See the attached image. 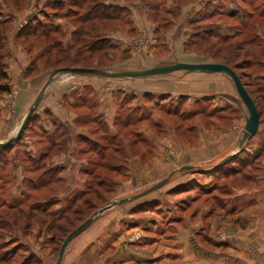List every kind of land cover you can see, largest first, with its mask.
I'll use <instances>...</instances> for the list:
<instances>
[{
    "label": "rangeland",
    "instance_id": "obj_1",
    "mask_svg": "<svg viewBox=\"0 0 264 264\" xmlns=\"http://www.w3.org/2000/svg\"><path fill=\"white\" fill-rule=\"evenodd\" d=\"M54 1L71 0H39L40 10L15 23L10 14L32 2L36 6V0H0V142L16 137L49 75L75 63L108 72L224 64L240 76L260 124L239 149L248 114L222 73L56 75L20 138L0 149V264H56L65 237L97 210L161 181L164 185L152 194L95 218L70 242L61 264H71L77 250L79 264H113L119 256L139 257L141 248L155 244L158 251L145 256L161 255L155 264H172L178 229L199 221L192 226L197 229L192 240L200 247L225 253L233 239L242 246L243 236L254 241L252 250L243 257L228 249L226 261L214 256L199 260L194 251L187 263L245 264L235 261L243 257L254 264L252 251L258 239L264 242L256 230L264 217V0H144L150 24L144 35L136 32V15L133 19L138 0H105L126 11H111L117 19H97L89 27L70 6L52 7ZM27 22L31 29L39 27L36 35L20 33ZM80 28L83 36H73ZM97 38L96 52L84 48ZM189 76L207 77L193 81L190 95L141 94L162 89L168 78ZM135 80L143 84L122 85ZM209 154L210 165L198 161ZM231 154L234 160L220 171H206ZM229 169L235 174L223 177ZM222 225L225 229L212 231Z\"/></svg>",
    "mask_w": 264,
    "mask_h": 264
},
{
    "label": "crops",
    "instance_id": "obj_2",
    "mask_svg": "<svg viewBox=\"0 0 264 264\" xmlns=\"http://www.w3.org/2000/svg\"><path fill=\"white\" fill-rule=\"evenodd\" d=\"M38 1L39 0H36V6H34V2H32V5H28L27 8L21 12V13H14V14H10L11 17L13 18V20L15 21V23H24L25 21H27L29 18H30V11L31 10H40V6L38 4ZM144 0H138L137 3H134L133 6H132V9L135 11V13L133 12V19L135 18V15H136V18L137 19V22L135 20L134 23H136V32H140L144 35V33H149V30H150V24H147L146 21H145V16L143 14V2ZM1 13H4V12H1ZM142 20L143 22L146 24H143L142 23ZM139 23V24H138ZM175 40H177L176 36L174 37ZM201 74V73H200ZM206 75V74H205ZM211 75V74H209ZM203 78H207L206 76H202V77H197L196 79V76H189L187 79L185 80H176V79H167V81H163L164 82V87H162V89H154V90H143L141 92L142 93H151V94H160L158 93L159 91H164L165 93H167L166 91H171V92H168L167 94L168 95H190L189 92L190 91H194L195 89V85L193 83V81H196V80H203ZM161 79H166V78H161ZM159 79V80H161ZM202 83V82H200ZM143 83L140 82V81H126V82H123L122 85H124L126 88H131L133 86H140L142 85ZM228 85V84H227ZM125 90V89H124ZM208 91V90H207ZM174 92V93H173ZM177 93V94H176ZM141 105V104H139ZM245 123H246V120H245ZM220 149H218L217 151H219ZM216 151V152H217ZM233 154H231L230 156H232ZM229 156H227L224 160H222L221 162L225 161ZM206 162V163H209L208 165H210V163L213 161V157L209 154V156H204L202 159L201 158H198V161L201 162ZM231 160V159H230ZM229 160V161H230ZM228 161V162H229ZM155 162V161H154ZM157 162V161H156ZM221 162L215 164L214 166H210L209 168L206 169V171H211V170H215L220 166ZM226 163H228L227 161H225ZM185 166H188L189 165H185ZM196 166V165H195ZM152 193H149L148 195H150ZM147 195V196H148ZM261 219V218H260ZM259 222V226L258 228L256 229L258 232H259V235H262V237H264V217H262L261 220L258 221ZM198 224L201 225V222L199 221L197 224H192V226H197ZM192 226H189L188 228H179L178 229V233L176 235V242L174 243L173 246H171V250H172V261L171 263L172 264H189L187 262L190 261V254L194 253V251H196V254L197 257H199V260H204V259H209L211 260L212 256L214 257H217V259H220L221 257H225L227 256V250L229 249V252L232 253V254H236V255H240V256H246L247 257V254L251 252L252 250V247L250 245L253 244V240L251 241V243H249V241H247L246 239L242 237H240L242 239V246L241 244L240 245H237L235 243V239H233L231 241V244L229 245V247L225 248V253H222V252H216V251H212V250H208V249H204L202 247H200L196 241H193L192 238H193V235H194V231H196L197 229H195L194 227ZM226 226L222 225V226H219V230H214L212 229L213 232H220V229L221 228H224L225 229ZM240 241V240H239ZM241 243V242H240ZM258 243V248H257V251H252V253H254V260L253 261H256L254 264H260L262 262V264H264V242L260 243L262 245L259 244V239L257 241ZM154 244V243H153ZM250 246V250L249 251H245V247H248ZM263 246V247H262ZM204 247V246H203ZM148 248V249H147ZM163 248V247H162ZM262 248V249H260ZM159 249V246L158 244H155V245H151V246H146V247H143L141 248V251L142 252L141 254L143 255H139V257L135 256V255H132L131 256H127V258H121L120 256L115 258V259H119L114 261V263L116 264H132L131 261L133 260L134 261V264H155L156 262L160 263V261H157V259H160L161 255H157L159 256L158 258L156 257H153V255L151 257H146V253L147 254H152L155 250ZM79 254L80 252L77 250L76 252L73 253V257L71 259H69V263L71 264H75L77 262V258L79 257ZM64 255H65V252H64ZM93 254L91 253V256ZM193 256V255H192ZM65 256H63L64 258ZM115 257V255H114ZM113 257V259H114ZM243 257H240V258H235V261H239V262H244L245 264H253L252 261H244L243 260ZM95 261H98V252H95ZM156 258V259H155ZM194 258V257H193ZM114 259V260H115ZM263 259V260H262ZM148 260H151V261H148ZM188 260V261H186ZM225 261L227 260V257H225L224 259ZM261 261V262H259ZM136 262V263H135ZM165 263H168V260L165 259L164 261ZM163 262V263H164ZM82 263V262H81ZM96 263V262H95ZM112 263V261H111ZM77 264H79V262H77Z\"/></svg>",
    "mask_w": 264,
    "mask_h": 264
},
{
    "label": "water",
    "instance_id": "obj_3",
    "mask_svg": "<svg viewBox=\"0 0 264 264\" xmlns=\"http://www.w3.org/2000/svg\"><path fill=\"white\" fill-rule=\"evenodd\" d=\"M178 71H184L186 73H201V74H217L222 73L228 76L231 81L233 82V85L237 91V94L240 98V101L243 103L246 111H247V119L245 123V127L243 129V137L238 145L239 149L242 148V145L244 141L248 138H250L252 135H254L259 127V114L257 112V108L249 96V94L246 92L244 87L242 86L238 76L235 74V72L228 66L224 64H217V63H200V64H190V63H177L169 66H161L156 67L153 69H144L142 71L137 72H108L106 70L98 69V68H83V67H73V68H59L54 70L49 77L47 78V81L44 85V87L39 91L37 97L34 99L32 104L30 105L28 112L26 116L24 117L17 135L15 138L9 139L6 142H0V149H4L8 146H10L13 142H15L18 138H20L22 132L26 128L27 124L29 123L32 115L34 114L35 110L41 103L43 96L45 94V91L47 87L53 82L54 78L58 74H75V75H86V76H93V77H101V78H142V77H152V76H162V75H168L173 72ZM234 155L229 156L225 161H229ZM221 162L220 166L224 165L226 162ZM164 185V181H161L155 185H153L151 188L147 189L143 193H140L138 195H135L129 199H122L117 202H113L111 204L105 205L99 210H97L91 217L86 219L84 222H82L78 227H76L72 232H70L65 239L63 240L58 255L56 264H61L64 256V252L70 242L78 236L80 233H82L92 222L95 218H97L99 215L104 213L105 211L109 210L112 207L123 205L128 202H131L133 200H137L146 194L154 191L155 189L161 187Z\"/></svg>",
    "mask_w": 264,
    "mask_h": 264
},
{
    "label": "trees",
    "instance_id": "obj_4",
    "mask_svg": "<svg viewBox=\"0 0 264 264\" xmlns=\"http://www.w3.org/2000/svg\"><path fill=\"white\" fill-rule=\"evenodd\" d=\"M176 1V0H175ZM105 2V0H80L79 2L77 0H74L72 2L68 1V4L63 3L62 1H54L53 6L54 8H58V7H65L66 5L69 7V11L75 13L76 18L78 19V21H81L83 23H85L84 25L89 27L90 22L94 23L97 21V19L99 20H105V21H109V20H115L117 19L116 16L111 13V11H115V10H120L123 13L126 11L125 6L122 5H106L103 4ZM85 4V5H84ZM128 4L131 5L133 4V1H128ZM76 8L75 11H73V9L70 8ZM87 6V7H86ZM89 8V11L87 13H83V15H81V11H87ZM91 8V9H90ZM155 10H157V8H155ZM154 11V9H152V12ZM28 23V22H27ZM30 23V22H29ZM25 24L21 30L20 33L23 31H26V33L24 34L26 37L30 36V35H36L39 32V27H33L31 29L30 24ZM1 24V23H0ZM27 27V28H26ZM26 28V29H25ZM87 29H84V31H86ZM81 28L76 30V32L73 33V36L78 35V38H80L81 36H83V34L80 32ZM19 33V34H20ZM47 33H44L43 35H46ZM42 35V36H43ZM85 36V34H84ZM100 39H96L93 43H90V46H86L84 48H88V51L90 52H96V49H99L100 47L98 46V44L100 43ZM194 41H192L193 43ZM66 45H68V47H70L71 45H69V43H67ZM193 46V45H190ZM80 66L79 64L75 63L72 65V67H77ZM2 77H6L5 73H2ZM238 77H240L238 75ZM243 85V84H242ZM245 88V85L243 86ZM246 89V88H245ZM6 89H2V91H5ZM246 92L248 93V91L246 90ZM249 94V93H248ZM250 96V95H249ZM255 103V101H254ZM235 157V156H234ZM234 157L231 158V160H234ZM230 160V161H231ZM242 161H240L241 163ZM225 166V165H223ZM222 167H219L217 169H215L213 172H218L221 170ZM235 170H239V169H235ZM234 172H238L235 171ZM232 171V169H229L227 172L226 170L223 172V174H221L222 176L225 175H230V174H235L233 172H229ZM238 174V173H237ZM223 176V177H225ZM222 177V178H223ZM221 178V177H220Z\"/></svg>",
    "mask_w": 264,
    "mask_h": 264
}]
</instances>
